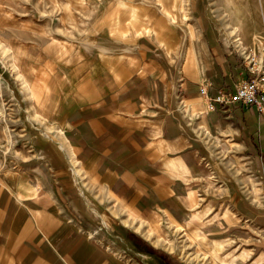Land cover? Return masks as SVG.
Masks as SVG:
<instances>
[{
	"label": "crops",
	"instance_id": "1",
	"mask_svg": "<svg viewBox=\"0 0 264 264\" xmlns=\"http://www.w3.org/2000/svg\"><path fill=\"white\" fill-rule=\"evenodd\" d=\"M196 29L184 51L138 37L135 54L79 83L61 135L0 187V264H151L154 254L131 251L126 239L139 234L158 246L169 226L202 234L236 261L252 259L246 238L231 230L236 222L214 209L223 194L212 159L214 143L223 150L231 133L245 149L231 118L234 108L253 107L208 109L200 85L210 84L211 97L236 82L217 39L201 23ZM253 257L247 264H264V251Z\"/></svg>",
	"mask_w": 264,
	"mask_h": 264
},
{
	"label": "rangeland",
	"instance_id": "2",
	"mask_svg": "<svg viewBox=\"0 0 264 264\" xmlns=\"http://www.w3.org/2000/svg\"><path fill=\"white\" fill-rule=\"evenodd\" d=\"M200 23L224 51L218 58L231 82L251 77L249 55L264 65V0H0V187L33 150L61 135L80 84L135 54L138 37L184 51ZM235 109L246 146L239 149L232 133L223 150L214 143L221 170L214 184L223 194L214 209L236 222L231 230L246 238L252 259L236 261L231 250L169 226L158 246L139 234L126 239L131 251L154 254L151 264H247L264 251V113Z\"/></svg>",
	"mask_w": 264,
	"mask_h": 264
},
{
	"label": "built area",
	"instance_id": "3",
	"mask_svg": "<svg viewBox=\"0 0 264 264\" xmlns=\"http://www.w3.org/2000/svg\"><path fill=\"white\" fill-rule=\"evenodd\" d=\"M246 67L250 78H242L234 85L233 91H219L214 96H208L209 83L201 85L199 90L207 98L209 110H214L215 105L229 106L241 104L251 106L258 113H264V65L258 66L255 56L249 55Z\"/></svg>",
	"mask_w": 264,
	"mask_h": 264
},
{
	"label": "bare ground",
	"instance_id": "4",
	"mask_svg": "<svg viewBox=\"0 0 264 264\" xmlns=\"http://www.w3.org/2000/svg\"><path fill=\"white\" fill-rule=\"evenodd\" d=\"M236 29H232V31H231V33H232V35L234 36V41L235 42H237V43H239V39H240V37H239V34H236ZM231 35V34H230ZM11 57V56H10ZM21 78V77H20ZM23 80V79H22ZM25 83V82H24ZM26 84V83H25ZM26 86H27V84H26ZM86 88V87H85ZM23 90H24V88H23ZM30 93H34V91H33V89H31L30 90ZM46 135V134H45ZM46 136H48V135H46ZM71 166H72V168H74L73 170H74V173L75 172H77L76 170H75V167H74V162H72L71 163ZM224 217L227 219V220H232V219H230V217L227 215V214H224ZM235 222V221H234ZM135 230H140V228L138 227V226H136L135 227ZM145 234V236H147V237H150V235L148 234V233H144ZM195 236L197 237V240L198 241H205L206 240V238L202 235V234H195ZM154 244H159L160 243V240H157V239H155V240H153L152 241ZM204 243V242H203ZM206 243H207V240H206ZM212 246H214V247H216L217 246V244L215 243V242H213L212 243ZM213 248V247H212ZM172 250V249H171ZM230 264H234L233 262L232 263H230Z\"/></svg>",
	"mask_w": 264,
	"mask_h": 264
}]
</instances>
